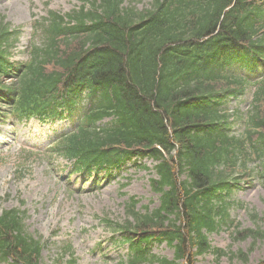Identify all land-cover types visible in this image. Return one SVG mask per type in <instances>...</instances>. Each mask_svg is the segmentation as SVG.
I'll return each instance as SVG.
<instances>
[{"label": "trees", "instance_id": "trees-1", "mask_svg": "<svg viewBox=\"0 0 264 264\" xmlns=\"http://www.w3.org/2000/svg\"><path fill=\"white\" fill-rule=\"evenodd\" d=\"M85 2L36 20L41 41H31L26 60L11 59L21 29L0 19V122L76 118L53 147L75 171L156 162L150 182L160 205L139 209L132 197L127 219L107 221L114 240L129 244L127 264L229 254L209 235L235 225L230 199L251 182L247 164L264 167V0H151L144 9L126 0ZM248 91L250 110L231 121L227 99ZM24 212L0 214V260L44 264L46 243L28 232ZM252 217L264 224V213ZM239 224L235 240L264 237L262 227ZM163 242L174 260L153 252ZM231 254L264 264L243 250Z\"/></svg>", "mask_w": 264, "mask_h": 264}, {"label": "rangeland", "instance_id": "rangeland-1", "mask_svg": "<svg viewBox=\"0 0 264 264\" xmlns=\"http://www.w3.org/2000/svg\"><path fill=\"white\" fill-rule=\"evenodd\" d=\"M126 3L144 9L151 0H126ZM81 5L83 0H0V19L21 29L11 59H28L31 41L40 43L41 33L34 29L36 20L50 11L70 13ZM251 101L249 92L238 99H229L227 106L246 113ZM110 120L107 118L103 123ZM76 121L66 116H34L21 121L10 117L0 124V214L13 208L25 210L28 232L46 243L42 251L44 264H121L122 261L127 264L129 244L114 240L107 221L127 219L132 197L139 200V209L160 205L159 195L153 192L150 182L156 176L155 162L134 158L109 172L75 171L73 161L49 146L58 136L70 132L78 124ZM233 127L236 134H242V123L235 121ZM247 169H255L251 182H242L230 199L234 202L230 211L235 225L209 235L214 247L229 254L197 255L193 264H243L231 254L238 250L249 252L252 263L264 258V237L233 238L239 223V229L262 227L264 230L263 222L252 217L253 212L260 216L264 213V167L250 163ZM153 252L169 259L174 257V249L166 242L155 243ZM10 262L0 260V264Z\"/></svg>", "mask_w": 264, "mask_h": 264}]
</instances>
